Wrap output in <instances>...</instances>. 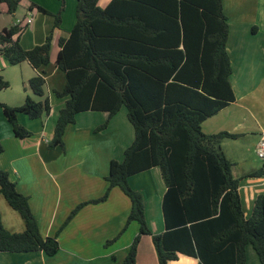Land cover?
<instances>
[{"label":"trees","instance_id":"1","mask_svg":"<svg viewBox=\"0 0 264 264\" xmlns=\"http://www.w3.org/2000/svg\"><path fill=\"white\" fill-rule=\"evenodd\" d=\"M20 1L0 0V4L12 14ZM60 1L63 6L64 0ZM97 1L77 0L73 27L67 37L57 40L54 64L64 72L65 83L54 94L66 99L58 109L48 147L63 145L65 128L74 123L77 113L105 111L109 119L126 108L134 138L122 161H110L105 177L108 190L117 187L130 201L120 232L132 221L139 227L121 264H135L142 234L151 236L158 264H169L179 254L196 258L197 264H245L247 244L264 264V192L254 198L246 216L238 193L240 178L233 176V163L221 147L224 139L238 135L201 130L202 121L235 99L222 1L112 0L104 8ZM29 7L51 14L33 3ZM60 12L51 14L52 31L31 49L19 43L25 21L0 29V56L5 62H27L36 71L26 82L32 95H26L21 105L0 103L18 138L30 135L18 122V114L39 118L50 112L43 68L50 62ZM8 87L0 74V90ZM106 125L107 121L95 130ZM151 167L160 169L166 188L162 197L165 228L160 233L148 228L141 194L127 182L128 176ZM242 177H264V169L249 170ZM0 194L24 223L23 231L12 232L0 218V252L54 255L57 239L40 234L27 196L1 168ZM107 194L81 202L76 209L103 201Z\"/></svg>","mask_w":264,"mask_h":264},{"label":"crops","instance_id":"2","mask_svg":"<svg viewBox=\"0 0 264 264\" xmlns=\"http://www.w3.org/2000/svg\"><path fill=\"white\" fill-rule=\"evenodd\" d=\"M111 1L98 0L97 3L104 8ZM221 1L227 17L226 49L232 67L230 83L235 99L202 121L201 130L206 134L227 131L238 135L235 139H224L221 147L233 163V176L240 178L238 193L248 216L254 198L264 192V177H242L249 170L264 169V159L255 154L257 141L264 132V0ZM31 3L51 14L61 11L60 28L53 32L50 62L43 68L51 109L49 114L39 118L18 114V122L30 132L29 136L18 138L0 107L3 146L0 168L7 171L16 189L27 196L40 234L54 236L58 250L54 255H46L43 251H3L0 264H121L139 227L132 221L120 232L130 210V201L119 188L108 190L105 177L110 161H122L124 150L133 141L132 124L125 107L109 119L105 111H82L77 113L74 123L65 128L63 145L48 147L58 109L66 99L54 94V90L61 89L65 83L64 72L54 64L59 50L57 40L60 36L67 37L73 27L77 0H64L63 6L60 0H21L12 14L4 11L0 4V29L32 16L31 23L25 25L18 36L24 49L43 43L53 26V16L30 8ZM35 73L27 62L9 65L0 56V74L9 82L7 89L0 90V103L21 105L26 95H32L26 82ZM105 121V128L95 130ZM250 151L253 155L248 154ZM127 182L141 194L144 218L150 231H164L162 197L166 188L160 169L151 167L138 172L128 176ZM106 192L103 201L89 202L76 209L79 203L98 199ZM2 198V225L12 232L23 231V220ZM245 254V264H261L250 244L246 245ZM135 264H158L149 234L139 238ZM169 264H197V259L179 254Z\"/></svg>","mask_w":264,"mask_h":264},{"label":"built area","instance_id":"3","mask_svg":"<svg viewBox=\"0 0 264 264\" xmlns=\"http://www.w3.org/2000/svg\"><path fill=\"white\" fill-rule=\"evenodd\" d=\"M32 21V16L28 15L25 19V24H29ZM17 23V22H16ZM1 32V30H0ZM255 154L258 158L264 159V132L259 137V140L257 141L256 147H255Z\"/></svg>","mask_w":264,"mask_h":264},{"label":"rangeland","instance_id":"4","mask_svg":"<svg viewBox=\"0 0 264 264\" xmlns=\"http://www.w3.org/2000/svg\"><path fill=\"white\" fill-rule=\"evenodd\" d=\"M35 10V9H34ZM26 19V18H25ZM24 19V20H25ZM251 143H252V141H250ZM247 145V144H246ZM248 154H250V155H253V153H252V151H250V152H248ZM255 159H256V157H255ZM257 160V159H256ZM257 165L260 167L261 165H260V163L258 162V160H257ZM0 197L2 198V196L0 195ZM3 199V198H2Z\"/></svg>","mask_w":264,"mask_h":264}]
</instances>
